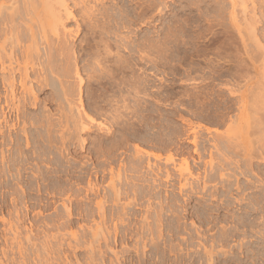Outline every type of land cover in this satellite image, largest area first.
I'll use <instances>...</instances> for the list:
<instances>
[{
	"label": "rangeland",
	"instance_id": "rangeland-1",
	"mask_svg": "<svg viewBox=\"0 0 264 264\" xmlns=\"http://www.w3.org/2000/svg\"><path fill=\"white\" fill-rule=\"evenodd\" d=\"M15 1L0 0L4 5L14 2L18 10V13L14 14L17 16L13 18L17 25L9 19L10 11H4L0 22V45L6 35H9L8 32H12V26H15L14 31L21 39L18 50L20 49L22 53L24 49L26 51V47L32 49L34 39L43 36L42 33L46 35L41 37V41L40 38L37 39L39 43L36 41L42 47L40 48L42 55L48 52L46 48L50 45L56 47L58 43L60 44L64 37L59 35L62 39L58 40L59 37L55 35V38L53 31L48 29L49 26H43L44 29L41 31L42 26L39 24L43 23L45 15L40 8V2ZM149 1L104 0L103 4L105 3L108 9L113 6L111 9L117 14L119 8L121 12L123 9L126 11L121 24L117 27L112 22L108 24L105 21L107 25L112 24L113 27V32L109 33V36L105 35L109 37L111 51L117 53L119 51L118 55L121 54L122 61L127 59L124 65L131 70L125 71L128 72L129 78L131 79L133 74L136 78L137 75L138 79L140 77L143 80L141 82L147 85L146 90L144 88L146 93L143 91L146 97L145 95L141 97L144 106L149 107L150 113L147 108L143 113L146 118L142 116L145 120L142 119L140 125L145 130H141L142 132L147 130L146 133L153 137H150L152 143L139 145L160 154L161 161L157 162L152 158L151 163L157 162L164 165L163 167H169L173 171L174 180L170 184L163 182L157 189L141 181L139 172L146 170L144 169L146 162L140 165L141 167L136 165L133 147L138 144L137 142L130 143L126 149H114L112 156L106 159L102 152L106 147L109 148L111 142H117L120 138L117 126L113 128L115 136L109 139L104 136L100 138L103 133L97 128H92L90 133L76 131L78 128L74 125L78 118L77 113L81 115L83 111L77 110L82 109L79 107V88L73 89L77 91L74 93L78 97L74 95L71 97L74 102L70 101V106L75 103L71 113L67 109L70 103H66L67 105L63 103L64 101L45 103L43 100L46 96L38 94L40 104L41 102L43 104L41 108L30 107L31 114L40 115L43 109L47 114L52 112L53 119H56L58 122H55L60 123L61 127L59 124L55 127L58 134L54 135L59 137L66 134L65 140L63 144L60 140L54 144L46 142L43 137L39 138L45 134V130L36 125L30 127V130L37 142L25 147V141H22L23 147H18V150L17 147L10 148L12 154L10 151L7 153L11 159L8 166L2 162L0 153V264H113V250L118 253L119 264H209L208 254L212 256L210 264H264V125H262L264 110H261L262 101L247 110H241L240 104V100H246L245 96L250 98V95L256 93L255 90L258 91L259 83L261 85L264 83L261 75L264 73L262 60L264 51L261 52L264 48L258 51L259 46L256 41L254 43L255 37L252 38V35L248 36L247 32L243 31L238 33L231 26L230 0H158L159 6L148 11ZM158 1L155 3H159ZM84 2L80 7H74V2L69 1L76 19L69 20L66 27L74 34L77 31V22L79 25L84 24L81 18L84 7H91L96 12L98 8L99 10L103 8L96 0ZM220 6H223L222 9ZM223 9L225 12L221 11ZM40 10L42 14H38ZM37 17L43 18L39 20ZM89 23L91 22H86L87 27L85 24L81 26L76 38L73 33L72 38L71 36L66 38V41L71 39L68 44H72L74 40L75 44L71 46H76L72 53L70 52L73 57L75 54V57L72 60L73 57L70 56L71 60H68L73 73L70 72L72 78H67V81L77 87L75 81H78L79 77L76 75L75 66L78 64L79 72L85 79V74L88 73H84L83 70L88 68L83 69L86 63H82L76 56L87 52L84 49L86 45L90 49L88 51L92 49L94 51L91 41H94L92 36L96 29L92 27L94 21L92 26H89ZM244 26L242 27L245 29ZM89 32L92 34L91 38H88L91 35ZM45 37L48 39L43 40V43L42 38ZM86 37L89 40L93 39L84 43ZM108 37L106 41L104 38L103 40L107 42ZM260 37L261 34L257 38L260 39V44L264 45V36ZM96 40L100 41L101 37L97 35ZM103 43L98 42V46ZM80 44L82 47L86 45L82 49ZM127 46L134 51H129ZM141 49L149 52V58L141 60L142 54L135 51ZM79 50L84 51L81 53ZM251 54L252 58L256 55V58L262 56L261 59L258 58L262 61L252 62ZM57 62L56 64H59ZM63 63L60 61V65ZM109 63L108 65H114L112 62ZM233 74L235 78H232ZM120 76L128 82L129 78ZM135 78L131 80L135 81ZM116 81L121 83L119 78ZM118 82L115 85H118ZM69 83L67 85L73 87ZM116 87L112 89L115 92L119 91ZM230 89L234 91L233 94ZM251 90L254 93L251 94ZM116 93V96L121 94ZM240 97L243 98L239 99ZM226 101H229V104ZM225 104L231 105L232 111L230 108L223 123L208 116V113L223 111ZM62 108L66 109L65 112H62ZM86 112L93 117L94 127V110L87 109ZM181 116L190 119L195 126H203L202 130L197 128L199 134H202L199 138L201 145L198 144L201 146L199 149L201 158L197 157L198 154L193 150L194 145L189 142L195 136L193 129L180 120ZM260 118L263 119V123L258 127L256 119ZM95 119L97 124H111L110 120L101 116H95ZM178 150H184L183 154L178 155L176 152ZM171 153L177 154L174 165L165 163ZM183 157L190 162L193 176L187 171ZM207 163L225 164V170L222 173L219 171L210 173V166ZM186 181L191 185L181 192L180 186ZM116 189H120L122 193L119 201L114 199ZM99 205L108 212L106 220L100 218ZM66 206L70 207L72 214V217L67 219L65 217L68 215L64 214V210H68L64 209ZM160 208L163 209L165 217L163 238L158 240L156 232L150 235L145 231L143 233L146 234L143 236L142 234L137 236L142 230L145 217H152L150 214H154L155 210ZM178 212L183 213L184 220L181 221L183 227L178 225L179 220L174 217V213ZM149 221L153 231L156 230L153 221ZM192 223L196 225L193 226ZM115 227L118 231L117 236L113 234ZM184 228L187 229L186 232L183 231ZM196 228L200 229L199 237L195 233ZM108 232L110 237L107 236ZM188 233L191 235H186ZM152 237L158 242L157 248L152 246ZM93 238L94 247H91ZM200 238L202 242L198 248ZM177 246L184 249L182 259L173 251ZM100 252L102 257L98 256Z\"/></svg>",
	"mask_w": 264,
	"mask_h": 264
},
{
	"label": "bare ground",
	"instance_id": "bare-ground-1",
	"mask_svg": "<svg viewBox=\"0 0 264 264\" xmlns=\"http://www.w3.org/2000/svg\"><path fill=\"white\" fill-rule=\"evenodd\" d=\"M11 1H14V0H11ZM25 1L29 2V0H25ZM69 1L74 2L73 3L74 7H78V6L80 7L81 5H83V2H84V0H80V1H76V0H39L38 1L37 0L38 3L40 2V4H41L40 8H42L43 14L45 15L43 23H41L42 25L39 24L40 27L42 26L41 31H42V29H44L43 26H46V27L49 26L50 28H48V29L53 31V32L52 31L51 32L54 34V36L56 35L57 37H59V35H61L64 37L63 39H62V37H59V39L57 38L58 40H60V38H61L62 41L63 40L64 41H63V43H61L62 41L60 42V44L58 43V45L56 47L53 46L54 48L50 47L52 45L49 46V44H48L47 46H49V48H46V50L48 49V52H46V50H45L46 54H44V55L41 54L42 49L40 50V48H42V47H40V45L38 44L39 41H37L38 38H40V41H41V37H44L46 35V34L44 35V33H42L43 36L37 37V39H34L35 43H32V49L26 47V51H24L25 49L23 50L24 53H22V51L20 52L19 51L20 49L18 50V47L20 48L19 43L21 42V39L19 37H17L18 34L16 35V33L14 31V30H16L14 28L15 26H12V27L10 26L12 28V32H10V33L8 32L9 35H6L3 43L1 42L2 46L0 45V153H1L2 162L5 163L6 166H8V164L11 162V159H9V156L7 153H9V151H10V153L12 154V149L17 147L16 150H18V147L19 148L23 147L22 141L23 142L25 141V147L26 146L30 147V145L32 143L35 144L37 142V141H35V139L33 137L32 131L30 130V127H33L36 125L40 126L41 128H43V130H45L44 131L45 134L41 135L40 137L38 136L39 138L43 137L44 140L50 144H52V143L54 144L57 140L62 141V144H63V141L65 140L64 136L66 134L65 135L62 134L59 137L54 135L55 133H57V132H55V130H56L55 127H57L58 124H59L58 126L60 127V123H57L58 121L56 119L55 120L53 119L54 114H51L52 112L51 113L48 112V114H47V112H45L46 110L43 109L44 111L40 110V111H42L40 113V115H32L30 112V109H31L30 107H34V108H36L38 106L40 107L43 104V102L46 103L47 101H49L50 103L53 101H56V102L57 101H59V102L64 101L63 103H65V105H67L66 103H70V101L72 102L71 97L73 95L75 96V93H77L76 90H78V88H79L78 93L80 92L79 93L80 97H78L77 95L76 96L78 98H80V99H78L80 102V104H79L80 106L79 105L78 106L82 109H80V110L77 108L76 109L80 112L83 110V111H85L86 114L83 113V111H82L81 115H80V113H77L78 118L76 120V125H74V126H76V128H78V130H76V131L90 133L92 128H97L99 131H101L103 133L100 136V138H102L104 136V138L108 137V139H109L110 137L112 138L114 133H115L114 132L115 130L113 131L114 126H117L118 130H120V132L117 130L116 131L120 133V138H118L117 142H111V145L109 146V148H107L103 144L106 147V148L104 147L106 150L103 148L104 149V151L102 152V153H104L103 156L106 159H109L112 156V154H113L112 151L114 149H118V150L126 149L130 143H132V142L136 143L137 142L138 144H135V146L133 147V148H135L134 157H135V161H137L136 165L140 166L146 162V167L144 168L146 170L142 172L140 170L141 168H139V171H141V172L138 171L140 174L141 181L147 183L148 185H150V187H153L154 189H157L160 186H162L163 182L170 184L174 180V177L172 174L173 171H171L169 167H163L164 165L162 166L160 163H157V162L161 161V159H162L161 155L158 153H155L153 151L146 150V149L142 148V146H140L141 144L142 145L143 144L148 145V143H152V142H150V140H151L150 135L151 134L146 133V132H148L147 130H146V132L141 131V130H143L142 129L143 126H141L142 125L141 120L142 119L145 120L144 118H146V116L145 117L143 116L144 115L143 113L146 112L147 108H148L147 111L149 112V107L147 106V108H146L144 106L145 104H143V102H142L143 97H141V96L145 95L144 94V92H145L144 88L147 85H144L145 82H141L143 80H141L140 77H139V79H140L139 80L137 75H136V78H137V80H136L134 74L131 77L132 78L134 77L135 81H132L133 79L131 78L132 79L131 80L129 78V76L127 74L128 72L127 73L125 72L126 70L131 71V70H128L129 68L127 69L124 65V63L127 62V59L122 61L123 57L121 56V54L118 55V53H120V52L119 51H118V53L112 52L111 51L112 49L109 47L111 45H109L110 43H109V37L108 36L113 32L112 24H114L115 27H117V25L121 24L123 14L126 13V11L123 9V11L121 12L120 11L121 8H119L120 10L119 9L117 10L118 11V14H117V12H114L115 11L114 9L113 10L111 9L113 6L108 9L107 6L105 5V3L103 4L104 0H96V3L99 2L103 6V8L100 10L98 8V10H97L98 13L96 12V10H92L93 8H91V7H84L83 8L84 14L81 16L83 22L82 21L81 22L84 23L85 26L87 25L86 24L87 21L91 22L88 24L90 26L94 21V24H92L94 26L91 25L93 27V29H96V30L99 29V31L100 30H102V31L97 32L98 30L97 31L94 30L95 31L94 32L93 29L92 30L90 29L94 33L92 36V34L90 33L91 31L89 30L90 31L89 34H91V35L88 38H91V36L94 38V41L92 40L93 38L90 39V40H92L91 43L94 45V51H93V49L91 51H88L90 49H88L87 45L85 44L86 46L85 45L84 46L86 48H84V49H86L87 52L82 53L84 50H82V51L79 50V52H81L82 54H80L81 56H79V54H77L78 56H76V58L79 59L82 63L83 62L86 63L85 66H83V69L88 68L86 70L84 69L85 71L83 70L84 73H86V72L88 73V75L85 74L86 75V79H85V77H83L79 72L78 64L75 66L77 68V74L76 75H77V77H79V80L75 81L78 84V87H77V86H74L72 84V82L69 83L68 82L69 80L67 81V78H69V77L72 78V75H70V72H72L73 70H71L72 66L70 67L71 64L69 61L71 60L70 56L73 57V55L71 54L72 53L71 51L73 49H75V47H76V46L75 47L71 46V45H73L74 40H73L72 44L71 43L68 44L69 43L68 41H70L71 40L70 38H72L71 35L73 32H72V30L71 31L68 30V28L66 27V23L69 20L74 19L76 17V16L74 17V14H73L74 12L72 11V8L70 7ZM156 1H158V0H150L149 1L150 4L148 3V7H147L148 11L155 10L154 9L155 6H156V8L159 6L158 4H160V2H159L160 0L158 1L159 3H157V4L155 3ZM13 3H10L9 5L6 4L7 6L0 3V22H2L4 11L9 10L10 12L9 11L8 12H9L10 18L7 16L8 15L7 13H6L7 15L5 16V14H4V16L8 17L11 20V22L16 24V22L14 20L15 19L14 16H17V15H14V14H16V12L18 13V10L14 6L16 4L15 3L13 4ZM27 3L24 2V4H27ZM249 4H251V6ZM35 5H36V3H35ZM229 5H230L229 10H232V11H230V19H231V23H232L231 26H233L238 33H241L242 31L247 32V35L248 34L252 35V38H254V37L257 38L260 34H261L260 38H262L264 36V0H230ZM84 6H88V5H84ZM97 6L98 5H96V7ZM17 7H18V5H17ZM221 7H223V6H220V9H222ZM225 7H224V9H225ZM239 8H240V10H239ZM94 9H95V6H94ZM224 9L221 11H224ZM42 10H40L41 12L38 14H42ZM226 10H228V8H226ZM79 11L82 12L81 10H79ZM38 12H39V10H38ZM160 12H161V10H159V13ZM38 14H37V16L41 17V15H38ZM77 15H79V14H77ZM42 18H40V19H42ZM101 18H102V20H100ZM230 19H228V20H230ZM105 21L107 23L112 22V24L107 25V23ZM7 24H8V21H7ZM11 25H13V24H11ZM83 25H79V22H77V29H76L77 31H75V34L73 33L75 35V38L77 35H79L80 29L82 28L81 26H83ZM243 25H245L244 26L245 29L242 27ZM262 25H263V28H262ZM89 26H88V28H90ZM2 27L3 26H1V29H2ZM7 27H9V25ZM241 27L244 30L243 29L241 30ZM124 28H127V27H124ZM84 29H83V31H84ZM3 31H2V33H4ZM103 31L106 33H103ZM232 31H234V30H232ZM6 32H7V30H6ZM6 32H5V34H6ZM76 32H77V34H76ZM230 33H231V31H230ZM105 34H108V36H106ZM74 35H73V37H74ZM97 35L101 37L100 41L96 40ZM56 36H55V38H56ZM69 36H71L69 38L70 40L66 41V38H68ZM105 36L108 37L107 42H105L106 41ZM2 37H4V36L2 35ZM46 38L48 39V37H45L44 39L42 38V41L45 40ZM88 38L86 40L84 39L85 42L84 41L83 42L86 43V41H87V43H88V40H89ZM103 38L105 41L103 40ZM255 38H254V43L257 42L259 47L257 45H256V47H258V51H259L260 49L264 48L263 47L264 45H263V43H262L263 46L260 44L261 41L259 38H257V39H255ZM90 40H89V42H90ZM98 42H99V44H100V42L101 43L104 42L105 45H103L104 43L101 44V46L99 45L100 46V49H99ZM43 43H44V41H43ZM84 43H82V44H84ZM91 43H90V45H91ZM94 43H96V44H94ZM82 44H80L81 47H82ZM102 46H104V48ZM83 47H82V49H83ZM101 47H102V49H101ZM90 48H91V46H90ZM127 48H129V46H127ZM27 49L28 50L31 49V51H28ZM129 51H134V49L129 48ZM135 51H138L139 54L140 53L142 54V55L140 54L141 60L147 59L150 56L149 52H146L143 49L135 50ZM262 51H264V50H261V52ZM112 53L113 54L117 53V55H113ZM73 54H74V51H73ZM252 54H251L252 62L256 61V63H257L258 61H260L259 59H261L262 56L260 58L258 57L259 59L256 58L257 55L255 56V58H252V56L255 55V53L253 55ZM263 54H264V52H263ZM237 55L238 54H236V56ZM74 57H75V54H74ZM74 57L72 60H74ZM158 57H159V55H158ZM158 57H156V59ZM76 58H75V60H76ZM57 60H58V62H57ZM59 60L61 62H64L63 63L64 65L63 64L60 65ZM79 60H77V61H79ZM262 60H264V59H262ZM56 62L59 64H56ZM81 62H79V63H81ZM109 62L114 63V65H108V64H110ZM248 62H249V59H248ZM241 68H244V67H241ZM232 71H233V69H232ZM245 72L246 71H244V73ZM75 73H76V70H75ZM120 75H123L122 77H124L126 79L129 78L128 82L126 80H124L123 78H120L121 77ZM234 75L235 74L232 75V78H235V77H233ZM238 75H240V74H238ZM261 75H262V78L264 80V73H262ZM221 76H222V74H221ZM118 78L120 79L121 83L116 81V79H118ZM130 80L132 81L131 83H130ZM263 80L261 79V82ZM116 82H118V85H115ZM68 83H69V85H73V87L68 86L67 85ZM259 85H261V83H259ZM259 85H257L259 87L258 91L255 90L256 93H254L253 90H251V94L252 93H254V94L250 95V98L245 96L246 97V100H245V99H242L243 97L242 98L240 97L239 99H242V100H240L241 103L238 99L239 103L241 104V110H247L248 108H252V107H254V104H256L258 102L260 103L261 101H262V103L260 104L261 107L263 105V108L261 110H264V83H262L261 86H259ZM232 86H233V84H232ZM74 87L76 88V90H75L76 92L73 91V89H75ZM114 87L118 88V90L121 92L120 96L115 95L116 92L117 93H120V92L119 91H116V92L113 91L112 89ZM51 88H52V90H51ZM252 88H253V85H252ZM145 90H146V88H145ZM112 91H113V94L111 93ZM122 92L124 94H126V93L127 94L123 95ZM84 93H85V95H84ZM233 93H234V91H232L231 94H233ZM235 93L237 94V92H235ZM38 94L46 96L45 99L43 98L44 100H43V102H41V104H40V100L38 99V96H37ZM194 96H195V94H194ZM39 97H40V95H39ZM144 97H146V95ZM234 99H235V97H234ZM228 102L226 101V103H228ZM197 104H198V102H197ZM57 105H59V104H57ZM70 105H71V103L68 104L69 108H67L70 110V111L68 110L69 113H71L72 108L74 107L73 105H72L73 107ZM231 105L225 104L224 109L222 108L223 111L217 112V113H208V116H211L216 120H219V122L222 121V123H223V121L227 118L226 116L229 114ZM197 106H199V105H197ZM75 107H77V105H75ZM152 108L154 109V107H152ZM199 108H201V107H199ZM62 109H63L62 112L63 111L65 112L66 109L65 110H64V108H62ZM87 109L89 111L94 110V115L96 117L101 116V117L106 118V120H110L109 121L111 123V124H109L110 126L106 125V124H97V121H96L95 116H94V127H92L93 117L91 115L89 116L87 114V112H86ZM237 110H238V108H237ZM199 111H200V109H199ZM231 111H232V108H231ZM201 112H199V113H201ZM66 113H67V111H66ZM73 113H74V111H73ZM203 113H205V111H203ZM131 115H132V117H131ZM195 115H196L195 117H197L198 113H196ZM72 116H74V115H72ZM142 116L144 118H142ZM262 116H264V115H262ZM75 117H76V115H75ZM149 120L151 121V119H149ZM180 120L184 124L186 123L187 126H189L193 129V133L195 136L193 137L194 139L192 141H189V142H191L195 147V149H193L194 153L198 154L197 157L201 158L200 157L201 152L199 150L201 146L199 147L198 144H200L199 138H200V135L202 136V134H199L200 132L197 130V128L202 130L203 126H200V125L195 126L194 124H192V121H190V119H184V117H182V116L180 117ZM230 120L232 122V118H230ZM260 120H261V118H260ZM260 120L256 119V124L258 127H259V125L261 126V124L263 123L262 122L263 119L261 121ZM55 121H57V122H55ZM262 125H264V124H262ZM139 126H141V127H139ZM117 127H115V129H117ZM154 127H155V125H154ZM230 127H231V125H230ZM230 129H232V128H230ZM7 131L9 132L8 135H7ZM143 131H145V130H143ZM117 132H116V134H117ZM155 135L157 136V134H155ZM152 137H153V135H152ZM115 138H117V137H115ZM115 138H113V139H115ZM103 140H105V139H103ZM157 140H158V138H157ZM219 140H220V138H219ZM83 141H84V139H83ZM214 141H216V140H214ZM224 141L225 140H223L222 143H224ZM153 143H154V140H153ZM157 143H156V145H157ZM109 144H107V146ZM216 144L217 143L215 142V145ZM10 148H12V149L10 150ZM176 152L179 155L180 153L183 154L184 150L183 151L178 150ZM36 154H38L40 156V154L38 152H36ZM176 155L171 153V155L167 158V162H165V163H167V164L171 163L174 165L176 163ZM152 158H154L157 162L151 163ZM184 159H185L184 164L187 166V171L190 173L191 176H193L192 175V168L190 166V162L186 158H184ZM135 161H134V163H135ZM207 164H209V166H210V170H209L210 173H213L216 171H219L222 173L225 170V164H221V165H219V164L213 165L210 163H207ZM164 176H165V179H163ZM181 176H183V173ZM222 176H224V175H222ZM206 177H208V175ZM188 185H191V184H188L187 181H186V183H182L180 186V191L182 192ZM121 195H122V193H121L120 189L114 190V199L116 201L120 200ZM67 208H68L67 206L64 207V209H67ZM69 208H68V210H64V214L68 215V217H65V219L72 217L71 209H69ZM98 210H99L100 218H102L103 220H106L108 218V212L106 211V209L102 205H99ZM65 212H67V213H65ZM150 215L152 217H145L144 225H143L142 230H141L142 233L138 232L137 236L141 235V234L143 236L144 234H146V233H143L144 231L150 235H153L154 232H156L158 235V240H161V238H163V231H164L163 227H164V218H165L164 214H163V209L160 208L159 210H155L154 214H150ZM174 217L176 218L177 221L179 220L178 225L182 226L181 221L184 220L183 213L182 212L174 213ZM149 220L153 221L154 227L156 230L153 231V229L151 227V222ZM192 224H193V226L196 225L195 223H192ZM184 225H186V224H184ZM179 226H178V229H179ZM186 230H187L186 228L183 229L184 232H186ZM195 231H196L195 233L198 234V237L201 236L200 235L201 233H199V231H200L199 228H196ZM113 234L115 236L118 235V231H117L116 227H115ZM189 234L190 233H188L186 235H189ZM107 236L110 237V232L107 233ZM142 236H140V238H143ZM201 238H200V240H201ZM151 242H152V246L154 248L158 247L157 246L158 242H156L154 237H152ZM201 242H202V240L197 245L198 248H200L199 246H201ZM90 246L94 247V238H93ZM138 251H137V253H138ZM173 251H176L179 258L182 259V252L184 251V249L181 248V246H177ZM112 255L114 256V260H112L113 264L114 263L119 264L120 259L118 257V253L113 250ZM98 256L102 257L101 252L98 254ZM207 257L209 258L208 263L210 264L212 256H210L208 254Z\"/></svg>",
	"mask_w": 264,
	"mask_h": 264
}]
</instances>
